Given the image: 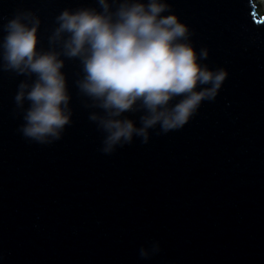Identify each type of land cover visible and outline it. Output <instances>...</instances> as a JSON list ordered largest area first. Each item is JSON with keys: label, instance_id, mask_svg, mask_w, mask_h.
Instances as JSON below:
<instances>
[{"label": "water", "instance_id": "95a60500", "mask_svg": "<svg viewBox=\"0 0 264 264\" xmlns=\"http://www.w3.org/2000/svg\"><path fill=\"white\" fill-rule=\"evenodd\" d=\"M160 2L201 66L227 76L182 128L156 125L147 142L105 152L90 117L106 113L80 88L83 60L65 54L59 17L115 22L122 5L149 0H105L107 11L100 0H0V264H264V12L257 0ZM17 18L37 27L39 53L63 62L69 123L43 143L22 132L38 76L3 58ZM142 115L125 114L137 127Z\"/></svg>", "mask_w": 264, "mask_h": 264}, {"label": "clouds", "instance_id": "9594fccd", "mask_svg": "<svg viewBox=\"0 0 264 264\" xmlns=\"http://www.w3.org/2000/svg\"><path fill=\"white\" fill-rule=\"evenodd\" d=\"M100 2L107 11L105 0ZM166 9L160 0H149L147 5H122L115 22L111 16L88 10L65 11L59 17L57 34L70 33L65 54L83 60L86 77L80 88L106 113L90 117L106 133L105 152L121 142L131 143L134 136H143L147 142L148 129L156 125L165 133L182 128L202 101L216 96L227 76L223 70L213 72L201 66L195 49L181 42L186 26L174 15L162 16ZM6 32V67L38 76L27 92L31 106L22 132L42 143L50 136L59 138L69 123L65 111L69 97L60 71L63 62L54 53L36 50V26L29 28L17 18L6 25ZM25 87L20 86L18 103L25 98ZM137 106L144 112L141 127L125 116Z\"/></svg>", "mask_w": 264, "mask_h": 264}, {"label": "rangeland", "instance_id": "374dc122", "mask_svg": "<svg viewBox=\"0 0 264 264\" xmlns=\"http://www.w3.org/2000/svg\"><path fill=\"white\" fill-rule=\"evenodd\" d=\"M257 4H258V10L260 11V13L264 12V0H257Z\"/></svg>", "mask_w": 264, "mask_h": 264}]
</instances>
